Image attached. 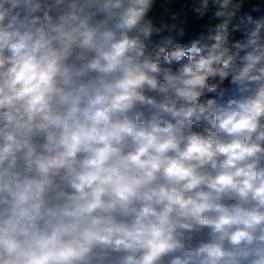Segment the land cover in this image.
<instances>
[{"label": "clouds", "instance_id": "1", "mask_svg": "<svg viewBox=\"0 0 264 264\" xmlns=\"http://www.w3.org/2000/svg\"><path fill=\"white\" fill-rule=\"evenodd\" d=\"M0 264H264V0H0Z\"/></svg>", "mask_w": 264, "mask_h": 264}]
</instances>
